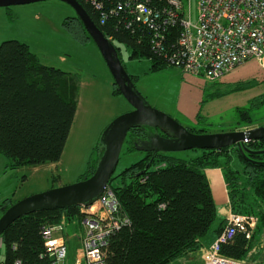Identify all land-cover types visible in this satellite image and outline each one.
<instances>
[{
    "label": "trees",
    "instance_id": "1",
    "mask_svg": "<svg viewBox=\"0 0 264 264\" xmlns=\"http://www.w3.org/2000/svg\"><path fill=\"white\" fill-rule=\"evenodd\" d=\"M77 1L117 48L119 57L122 45L130 59L149 60L150 71L167 68L171 66L167 61L181 57L177 43L178 26L168 27L159 23V27L153 29L131 20L124 9L112 13L120 0L104 2L107 20L100 24L91 1ZM153 4L160 7L157 1ZM62 27L78 39H90L76 16H67ZM128 74L135 84L138 76ZM209 82L206 81L205 85L210 86ZM216 83L214 80L212 85ZM253 83L247 80L222 85L225 86L224 91L217 88L210 95L243 90ZM206 86L204 92L209 88ZM78 90L79 78L74 72L42 63L27 43L17 39H6L0 43V152L7 157L8 168L34 167L60 160L74 120ZM112 94L121 95L114 83ZM249 102L248 108H236L238 125L254 124L249 110L264 104V93L252 97ZM197 117L200 118V113ZM208 126L188 128L193 132H209ZM128 133L126 152L136 149V141L146 136L142 127L133 128ZM244 144L251 150L245 154L247 157L232 146L220 150L192 149L196 154L188 159L163 152H146L138 161L112 174L107 187L117 198L113 217L118 224L108 233L105 264H168L189 253L200 255L205 247L202 239L210 231L212 233L213 223L219 218L205 173L207 168L221 170L228 207L232 211L253 213L258 217L252 235L253 239L258 236L257 244L234 228L225 237L221 253L234 258L246 257L250 250L257 254L258 243H264L260 237L261 230L264 231V152L255 151L264 150V138L248 140ZM101 153L98 143L79 179L94 172ZM235 159L237 165L234 164ZM13 202L12 198H6L1 206L8 207ZM80 208L41 210L14 220L0 235L3 242L0 264H51L52 259L42 239L43 227L61 220L78 225L82 215ZM225 221V216L223 221H219L216 237ZM261 259L264 260V255Z\"/></svg>",
    "mask_w": 264,
    "mask_h": 264
},
{
    "label": "rangeland",
    "instance_id": "2",
    "mask_svg": "<svg viewBox=\"0 0 264 264\" xmlns=\"http://www.w3.org/2000/svg\"><path fill=\"white\" fill-rule=\"evenodd\" d=\"M196 3L197 0H185L186 8L189 10L192 21L196 20ZM67 16L73 17L76 16V13L69 4L61 0H43L0 7V43L6 39L23 41L27 43L30 51L33 52L42 63L72 71L78 78L84 77L88 79V77L95 76L100 82L98 83V91H92L91 94L87 91V88L84 90L83 96L85 102L89 103L94 97L97 104L90 108L81 106V112L75 122L72 135L69 137L70 141L68 142L66 151L69 155H78L80 158H76V161L79 162L76 163L75 160H68L69 155H67L64 158L62 168L60 169L59 166L56 169L53 168L51 172L52 176L48 174L47 179H43L44 177L42 176L38 177L32 175L31 166H24L18 169L8 168L6 166L8 159L0 152V200L11 197L18 199L52 187L71 184L81 180L79 176L75 175L76 170L73 168L76 166L78 167L80 164L81 166L84 165V157H86V153L88 152L86 144L89 146L97 145L102 130L112 119L126 112L127 110L125 109H131L128 102L126 103L122 101V99L114 98L106 94V87L103 83L106 82L108 76H112L104 59L95 45V42L90 37V39L81 40L73 35L72 32L63 29L62 22ZM87 35L89 34L87 33ZM100 56L104 65L100 60ZM120 57L122 63L123 61L126 62L129 58L128 51L122 45L120 46ZM62 58L66 59V62L61 61ZM133 62L139 64L137 71L142 73L141 71L144 69L142 65L146 64V61L135 60ZM133 64L134 63H127L128 70L131 69V65ZM123 65L126 68L124 63ZM128 73L130 72L128 71ZM174 79H176L177 82V78L175 77ZM169 81L173 82L172 80ZM210 86L211 87H209L208 84L209 88H207L202 95L201 99L203 102L200 110V118L205 119V121L211 124L207 127L209 132L220 129L228 131L236 126L238 129H243V127H253L264 124V104L249 110L251 120L254 124L244 126L243 124L238 125L236 123L238 119L236 108L249 107V100L261 93V87H259L258 84L239 91L228 93L218 92V94H212V96L210 94L217 91V88L220 89V91H224L225 86L220 85L218 82ZM86 115H89L93 121L87 119ZM125 145L126 143L124 142L113 174H117L125 167L138 161L146 153L137 149L126 152ZM163 153L182 159H188L196 154L195 150L192 149ZM68 163L71 164L69 168L67 167ZM237 163V160L234 161L235 165H237ZM84 167L86 168V165ZM67 169L68 171H65ZM115 181L117 180L113 182ZM1 208L2 206L0 205V215L2 214ZM215 223L216 221L213 225H215ZM208 235L209 233L205 237ZM260 237L262 240L264 239V231L262 230ZM257 238L258 236L251 242H256L257 244ZM258 244L259 250L257 254L255 253L253 259H258V261H260L264 255V243L261 244L259 242ZM2 254L3 249L0 248V255ZM168 264H202V262L199 254L196 252L189 253Z\"/></svg>",
    "mask_w": 264,
    "mask_h": 264
},
{
    "label": "built area",
    "instance_id": "3",
    "mask_svg": "<svg viewBox=\"0 0 264 264\" xmlns=\"http://www.w3.org/2000/svg\"><path fill=\"white\" fill-rule=\"evenodd\" d=\"M90 1L98 12L99 23L104 24L107 20L103 5L106 0ZM154 1L160 3V7L154 6ZM119 5L117 8L114 5L112 13L124 9L130 19L139 24H147L153 29H157L159 23L179 27L177 43L181 57L167 62L185 74L214 81L250 60L258 61L264 68V0H197L195 21L191 20L185 0H120ZM116 209L117 198L109 187L96 202L80 208V254L84 264H105L108 233L118 224L113 217ZM225 218L219 235L202 248V264H264L263 259L234 258L220 251L225 237L234 228L240 230L247 240H252L258 223L257 215L236 213L228 207ZM64 225V220H61L42 229L51 264H65Z\"/></svg>",
    "mask_w": 264,
    "mask_h": 264
},
{
    "label": "water",
    "instance_id": "4",
    "mask_svg": "<svg viewBox=\"0 0 264 264\" xmlns=\"http://www.w3.org/2000/svg\"><path fill=\"white\" fill-rule=\"evenodd\" d=\"M43 0H0V7L26 4ZM69 4L76 17L95 42L113 78V83L131 109L123 112L102 130L99 143L102 153L94 172L71 184L60 185L33 193L2 206L0 235L22 215L49 209L87 207L96 202L108 186L128 132L133 128H146V136L138 139L135 148L144 152H170L188 149H216L236 147L245 157L251 153L245 140L264 138V124L243 129L218 132H193L168 113L152 106L139 92L119 57L117 48L104 36L96 23L77 0H61ZM255 152H264L255 151Z\"/></svg>",
    "mask_w": 264,
    "mask_h": 264
},
{
    "label": "crops",
    "instance_id": "5",
    "mask_svg": "<svg viewBox=\"0 0 264 264\" xmlns=\"http://www.w3.org/2000/svg\"><path fill=\"white\" fill-rule=\"evenodd\" d=\"M66 59H61V61H65ZM100 60L103 63V60L100 56ZM136 59H130L126 62L123 61L127 70V63H134L131 65V69L128 71L130 74L137 75L138 79L135 81L136 88L139 92L146 98L148 102L154 105L157 108L164 110L166 113L174 117L181 124L187 127L194 128H203L205 125L209 124L205 119L198 118L197 115L200 113L202 107V95L204 94V86H206V80H204L200 76L185 74L182 70L175 66H169L159 71H150V61L147 59H141L139 61H146V64L142 65L143 71L142 73L138 72V65L135 61ZM138 61V60H137ZM104 65V63H103ZM177 78V82L176 79ZM172 80L173 82H170ZM247 80H252L254 83L252 86L257 85L261 87L260 94L264 93V68L260 66L259 62L256 60H250L246 63L239 65L234 68L231 72L225 74L217 82L221 85L233 84L237 82H244ZM213 81L209 82L212 84ZM98 79L95 76L88 77L85 79L84 77L79 78V90H78V98H77V108L74 116V120L68 135V139L66 141L62 156L60 160L56 163H46L38 166L32 167V175L33 176H42L43 179H47V175L53 171V168L60 169L62 168L64 158L69 155L66 151L68 148V142L70 141L69 137L72 135V131L75 125L77 118L79 117V113L81 112V106L84 108H90L91 106H95L97 104L96 99H93L89 102H85V98L83 96L84 90L87 88V91L92 94L93 92L98 91ZM112 84L113 78L108 76L106 78V82L103 85L106 87L105 92L111 97L122 99V101H127L121 95H113L112 94ZM208 87V86H206ZM210 87V86H209ZM101 89V88H100ZM259 94V95H260ZM125 109V110H129ZM123 112V111H122ZM86 118L93 121L89 115H86ZM200 128V129H201ZM246 128V127H243ZM238 129L237 126L233 129ZM242 129V128H240ZM102 130V129H101ZM100 130V132H101ZM213 131H224L213 130ZM210 131V132H213ZM99 132V133H100ZM98 144V143H97ZM88 152L86 153V157H84V165L81 164L73 169L76 170L75 175L79 176L82 172H84L85 165L89 159L91 152L93 151L94 146H89ZM76 158H80L78 155H69L68 160H75ZM79 161H76V163ZM71 164L68 163L67 167L69 168ZM65 171H68L65 170ZM205 173L209 178L211 190L213 197L216 201V205L218 207L219 218L216 220L215 225H213L212 233L202 239L204 246H208L216 237V229L218 228L219 221H223L224 216L226 215L228 209V196L226 190V184L224 182L222 172L219 168H207L205 169ZM52 176V175H51ZM12 200L16 201L15 197H11ZM6 199V198H4ZM0 200L1 202L4 200ZM81 226L80 223L77 225L76 222L69 221L65 222L63 236L65 238V242L67 244V256L65 259V264H84V260L82 255L80 254V237H81ZM200 256V255H199ZM1 257V256H0ZM201 260V258H200ZM202 262V260H201Z\"/></svg>",
    "mask_w": 264,
    "mask_h": 264
},
{
    "label": "clouds",
    "instance_id": "6",
    "mask_svg": "<svg viewBox=\"0 0 264 264\" xmlns=\"http://www.w3.org/2000/svg\"><path fill=\"white\" fill-rule=\"evenodd\" d=\"M252 256H254V254H253V251L250 250V252L248 253V256H246V257H244V258H250V259H252V258H251ZM200 258H201V256H200ZM241 258H243V257H241ZM252 260H256V259H252Z\"/></svg>",
    "mask_w": 264,
    "mask_h": 264
},
{
    "label": "flooded vegetation",
    "instance_id": "7",
    "mask_svg": "<svg viewBox=\"0 0 264 264\" xmlns=\"http://www.w3.org/2000/svg\"><path fill=\"white\" fill-rule=\"evenodd\" d=\"M145 131H146V128H145Z\"/></svg>",
    "mask_w": 264,
    "mask_h": 264
}]
</instances>
